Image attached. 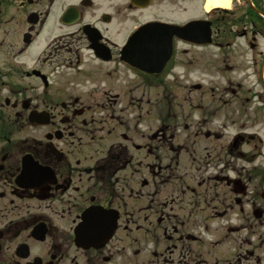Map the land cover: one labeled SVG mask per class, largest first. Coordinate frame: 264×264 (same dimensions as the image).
Returning a JSON list of instances; mask_svg holds the SVG:
<instances>
[{
	"label": "flooded vegetation",
	"instance_id": "af4514ba",
	"mask_svg": "<svg viewBox=\"0 0 264 264\" xmlns=\"http://www.w3.org/2000/svg\"><path fill=\"white\" fill-rule=\"evenodd\" d=\"M0 264H264V0H0Z\"/></svg>",
	"mask_w": 264,
	"mask_h": 264
},
{
	"label": "rangeland",
	"instance_id": "374dc122",
	"mask_svg": "<svg viewBox=\"0 0 264 264\" xmlns=\"http://www.w3.org/2000/svg\"><path fill=\"white\" fill-rule=\"evenodd\" d=\"M197 117H198V115H196V118ZM191 120H192V118L188 119L187 121L190 122ZM230 126H231V124L228 125L226 127V129L224 130V138H227L226 140L230 139V136H232L234 131H235V127H230Z\"/></svg>",
	"mask_w": 264,
	"mask_h": 264
},
{
	"label": "water",
	"instance_id": "95a60500",
	"mask_svg": "<svg viewBox=\"0 0 264 264\" xmlns=\"http://www.w3.org/2000/svg\"><path fill=\"white\" fill-rule=\"evenodd\" d=\"M152 29H154V27H152V26H144L143 28H141L140 30H142V33H146V31L145 30H152ZM174 29H176V28H174ZM143 38H150L149 36H147V35H144V37Z\"/></svg>",
	"mask_w": 264,
	"mask_h": 264
},
{
	"label": "bare ground",
	"instance_id": "6f19581e",
	"mask_svg": "<svg viewBox=\"0 0 264 264\" xmlns=\"http://www.w3.org/2000/svg\"><path fill=\"white\" fill-rule=\"evenodd\" d=\"M213 2L216 4H226L229 2V0H213Z\"/></svg>",
	"mask_w": 264,
	"mask_h": 264
}]
</instances>
